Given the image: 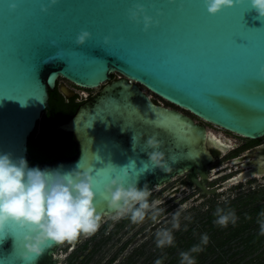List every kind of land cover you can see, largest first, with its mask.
Listing matches in <instances>:
<instances>
[{
	"label": "water",
	"instance_id": "water-1",
	"mask_svg": "<svg viewBox=\"0 0 264 264\" xmlns=\"http://www.w3.org/2000/svg\"><path fill=\"white\" fill-rule=\"evenodd\" d=\"M11 2L0 0V150L31 158L29 139L59 78L88 89L102 86L55 127L73 134L75 154L30 167L68 171L82 156V167L97 171L109 161L121 167L135 161L140 188L147 184L153 193L187 173L206 195L216 192L205 184L214 160L207 127L185 111L250 139L264 135V86L251 79L264 65V18L247 2L216 14L204 0H59L47 12L41 4L48 0H17L15 10ZM136 3L153 16L163 9L160 24L145 31L131 20L128 9ZM82 30L92 37L78 45ZM105 36L112 37L109 44ZM116 72L122 76L114 78ZM143 87L176 107L154 101ZM60 90L69 98L77 94L64 85ZM156 132L177 160L167 172L143 169L145 140ZM97 206L101 220L115 215L103 195ZM24 232L6 230L0 264H29L21 259ZM62 243L31 264H57Z\"/></svg>",
	"mask_w": 264,
	"mask_h": 264
},
{
	"label": "clouds",
	"instance_id": "clouds-1",
	"mask_svg": "<svg viewBox=\"0 0 264 264\" xmlns=\"http://www.w3.org/2000/svg\"><path fill=\"white\" fill-rule=\"evenodd\" d=\"M58 2L59 0H48L41 4V8L47 12ZM246 2L249 10H255L258 14L257 18H264V0H204L207 10L212 14ZM18 6L17 0L10 3L13 10ZM128 14L131 20L142 22L144 30L148 31L154 24H160L158 17L163 15V9H157V15L153 16L148 13V7L144 3H136L128 9ZM91 37L90 31L82 30L76 43L83 45ZM111 39V36H105L104 43L109 44ZM261 71L264 72V68ZM135 140L134 134V148ZM145 144L148 161L143 163L144 171L159 167L167 172L177 161L164 151L158 132L148 136ZM82 159L83 156L68 171L63 170V165L55 169H41L38 166L30 167L24 156L14 157L10 151L0 150V240L6 237L5 232L9 228L24 229L22 247L25 250L21 259L29 264L55 244L75 240L81 234L95 233L101 222L97 206L98 195H103L108 208L115 213L113 219L128 216L132 223H141L150 209L155 218L160 202H149L151 192L147 184L143 188L138 187L140 172L135 161L123 167L109 161L105 168L97 171L95 165L82 167ZM134 173L136 178L130 182L129 178ZM100 176L103 179H98ZM100 184H103L102 192L97 190ZM182 208L187 209L188 205H183ZM214 215V222L222 227H227L230 222L235 224L238 219L235 211L220 206L216 208ZM179 228V220L174 217L172 229ZM172 229L165 228L156 233L157 247L173 245ZM261 234H264V222L261 223ZM208 242L209 236L204 233L199 244L180 253L181 264H196L193 254L202 251V246ZM155 264H161L160 259Z\"/></svg>",
	"mask_w": 264,
	"mask_h": 264
},
{
	"label": "flooded vegetation",
	"instance_id": "flooded-vegetation-1",
	"mask_svg": "<svg viewBox=\"0 0 264 264\" xmlns=\"http://www.w3.org/2000/svg\"><path fill=\"white\" fill-rule=\"evenodd\" d=\"M58 87L60 89V86ZM77 97V94L70 98L65 96L67 100L74 101L77 100ZM186 113L198 123H207L203 119H201L203 122L199 121L190 112ZM46 116L45 112L38 132L48 131L51 121L47 123ZM205 126L207 127V146L214 158L208 165L205 184L209 190H216V192L205 195L203 189L193 183L187 173L178 176L163 186L169 185L163 191L166 193L165 201L169 208L167 214L180 210L179 215L185 217L214 215L218 206L235 211L236 216L264 213V210L257 213L248 211L252 203L257 202L260 206L264 205V135L250 139L223 128L211 129L207 124ZM219 139L220 141L217 143ZM183 205H188V208H182ZM114 216L104 217L98 230L102 227L104 231V228L109 226L104 224L109 219H112L109 223H113ZM125 219L130 220L128 216ZM111 236V232L105 235L103 233L101 236L81 234L75 240L64 241L55 253L57 264H97V262H102L105 255L109 254L105 247ZM137 249H134L133 252L136 253ZM117 254L119 255V252L108 257V264L115 263Z\"/></svg>",
	"mask_w": 264,
	"mask_h": 264
},
{
	"label": "trees",
	"instance_id": "trees-1",
	"mask_svg": "<svg viewBox=\"0 0 264 264\" xmlns=\"http://www.w3.org/2000/svg\"><path fill=\"white\" fill-rule=\"evenodd\" d=\"M81 103L67 100L59 87L50 92V108L45 112L47 123H51L47 132H38L40 120L32 133L29 139L30 165L48 163L58 156L75 153L73 134L57 132L55 127L74 114ZM262 210L264 205L260 206L257 202L250 204L248 209L255 213ZM237 218L235 224L230 222L227 227H222L214 222L215 215L188 216L180 228L174 230L173 245L159 248L154 242V246L137 249L135 254L138 257L148 251L141 264H155L157 259L161 264H181L180 253L199 244L202 235L207 233L208 244L202 246V251L193 254L196 264H264V234H261L264 215L249 214Z\"/></svg>",
	"mask_w": 264,
	"mask_h": 264
},
{
	"label": "rangeland",
	"instance_id": "rangeland-1",
	"mask_svg": "<svg viewBox=\"0 0 264 264\" xmlns=\"http://www.w3.org/2000/svg\"><path fill=\"white\" fill-rule=\"evenodd\" d=\"M122 75L120 73H115L114 78L121 77ZM59 86L64 85L69 87L70 89L77 92V100L84 102L90 95H97L102 86L96 87L93 89L83 88L80 86L75 85L74 83L68 81L65 78H59ZM143 89L151 95V97L160 102L163 105L170 106V107H176L173 104L167 102L166 100L162 99L161 97L157 96L156 94L152 93L145 87ZM188 112V111H185ZM199 121L203 122L200 118L196 117ZM209 126V128H216V126L205 123ZM169 185L166 187L160 188L156 192L152 193L149 196V202L158 200L160 203L157 205L156 208V215L155 218H153L152 210L150 209L148 213L146 214V217L143 222L141 223H132L131 220H126V216L121 217L119 219H114V222L109 223L112 219H109L104 225H109L106 228L100 227L99 230H97L92 235L101 236L103 233L104 235L108 232L112 233L111 238L106 243V250L109 254L105 255V258L102 262H97V264H108V257L115 255L119 252V255L117 254V260L115 263L112 264H141L145 261L147 258L146 255H142L138 257L133 252L134 249H142L143 247L150 248V246H154L156 242V233L162 229L168 228L172 229L173 219L174 217H177L180 223V226L182 223L187 219L185 216L179 215L180 210L172 211L167 214L168 205H166V193L163 191L168 188ZM193 209V207H192ZM178 213V215H176ZM165 214V215H164ZM118 222V224H116ZM103 225V226H104ZM175 229H172L174 232ZM103 231V232H102ZM102 232V233H101ZM100 233V234H99ZM236 245L239 244V242H235ZM129 257V258H127ZM127 258V259H126ZM247 260V259H246ZM92 264V263H89Z\"/></svg>",
	"mask_w": 264,
	"mask_h": 264
},
{
	"label": "snow or ice",
	"instance_id": "snow-or-ice-1",
	"mask_svg": "<svg viewBox=\"0 0 264 264\" xmlns=\"http://www.w3.org/2000/svg\"><path fill=\"white\" fill-rule=\"evenodd\" d=\"M181 7H183V5ZM262 68H264V65H262L260 67L259 71L257 73H255L251 79H252V81L259 83L261 86H264V72L261 71ZM213 139H215V138H213ZM217 143H219V142L217 141ZM12 234H14V231ZM0 241H2V240H0Z\"/></svg>",
	"mask_w": 264,
	"mask_h": 264
},
{
	"label": "bare ground",
	"instance_id": "bare-ground-1",
	"mask_svg": "<svg viewBox=\"0 0 264 264\" xmlns=\"http://www.w3.org/2000/svg\"><path fill=\"white\" fill-rule=\"evenodd\" d=\"M151 96V95H150ZM213 135V134H212ZM213 137H215V136H213ZM218 139V138H217ZM220 141V139L218 140V142ZM221 143V142H220ZM224 143V142H223ZM213 145V144H212Z\"/></svg>",
	"mask_w": 264,
	"mask_h": 264
}]
</instances>
